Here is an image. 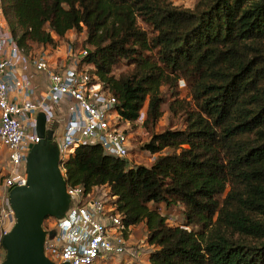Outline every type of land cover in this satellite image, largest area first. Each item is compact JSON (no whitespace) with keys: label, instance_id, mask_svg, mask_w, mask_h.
Wrapping results in <instances>:
<instances>
[{"label":"trees","instance_id":"trees-1","mask_svg":"<svg viewBox=\"0 0 264 264\" xmlns=\"http://www.w3.org/2000/svg\"><path fill=\"white\" fill-rule=\"evenodd\" d=\"M3 14L25 53L83 31V61L124 122L144 108L154 126L166 101L183 120L140 146L171 150L149 166L98 144L63 163L67 185H104L126 224L146 225L147 264H264V0H3ZM177 205L171 224L161 208Z\"/></svg>","mask_w":264,"mask_h":264},{"label":"built area","instance_id":"built-area-1","mask_svg":"<svg viewBox=\"0 0 264 264\" xmlns=\"http://www.w3.org/2000/svg\"><path fill=\"white\" fill-rule=\"evenodd\" d=\"M52 37L55 45L25 53L11 34L0 0V144L7 151L0 183V263L5 257L1 239L15 222L9 190L26 183L29 145L40 140L35 122L39 112L45 128L53 131L51 141L58 146L59 169L70 198L61 218L47 217L50 222L42 224L44 255L68 264H112L124 255L130 260L140 253L132 244V230L140 222L123 221L104 185L88 192L67 185L63 164L81 144H98L106 155L128 157L131 143L116 109L118 99L89 73L83 61L87 48L72 41L57 43Z\"/></svg>","mask_w":264,"mask_h":264},{"label":"water","instance_id":"water-1","mask_svg":"<svg viewBox=\"0 0 264 264\" xmlns=\"http://www.w3.org/2000/svg\"><path fill=\"white\" fill-rule=\"evenodd\" d=\"M35 122L40 140L29 145L26 183L9 190L15 222L1 239L5 257L0 264H68L54 263L44 255L43 221L61 218L70 207V198L59 169V149L51 141L53 131L45 128L43 113H37Z\"/></svg>","mask_w":264,"mask_h":264},{"label":"rangeland","instance_id":"rangeland-1","mask_svg":"<svg viewBox=\"0 0 264 264\" xmlns=\"http://www.w3.org/2000/svg\"><path fill=\"white\" fill-rule=\"evenodd\" d=\"M170 3L175 4L179 7H187L192 8L197 0H168ZM141 24V23H140ZM81 32L69 31L65 36L64 40L57 41V43H67L68 41H74L78 47L81 46V41H83ZM41 50V47L32 46L27 52L36 53ZM126 68L124 63H119L113 69L115 74L119 73ZM179 87V95L180 97H185L187 95L186 89H184L183 82L180 80L178 83ZM166 99L170 100L169 94H165ZM189 99V97L187 98ZM162 114L159 116L158 120L155 122L154 126H145L143 124L144 121V108L141 110L136 121L133 122H124V128L127 130L128 139L130 141V153L126 158L131 166H135V164H142L149 166L154 162V159L159 154H164L168 151H171L168 148H164L161 151H157L155 153H150L140 146L145 142L149 141V138L152 133L164 130L166 128L175 129L176 127H183V120L178 115H171L167 110V101L161 105ZM6 156L7 151L0 144V183L2 182L4 169L6 167ZM162 213H166L168 216V221L171 224H178L182 222L181 216V207L179 205L173 206L172 208L166 209L164 206L161 208ZM50 220L46 219L43 221V224L49 223ZM132 244L135 246V250L140 253L137 254L136 257H130L131 263L135 264H146V258L150 252L154 248V246L149 245L146 242L147 229L145 225L140 222L136 224V227L132 230ZM126 256V255H125ZM129 258V256H127ZM113 262L112 264H114ZM123 264V263H122Z\"/></svg>","mask_w":264,"mask_h":264},{"label":"crops","instance_id":"crops-1","mask_svg":"<svg viewBox=\"0 0 264 264\" xmlns=\"http://www.w3.org/2000/svg\"><path fill=\"white\" fill-rule=\"evenodd\" d=\"M43 80H44V77H42ZM147 259H148V256L146 258V264H147ZM129 262H131L130 260H128V258L124 255V256H121L119 257L118 259H116V262L114 264H129Z\"/></svg>","mask_w":264,"mask_h":264}]
</instances>
